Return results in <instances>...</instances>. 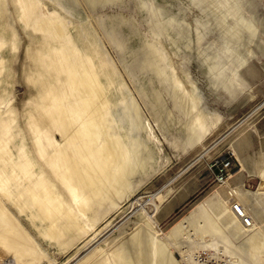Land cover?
<instances>
[{"label":"rangeland","instance_id":"1","mask_svg":"<svg viewBox=\"0 0 264 264\" xmlns=\"http://www.w3.org/2000/svg\"><path fill=\"white\" fill-rule=\"evenodd\" d=\"M82 61L130 171L123 196L88 197L55 160L67 144L44 94L83 133ZM262 186L264 0H0V264H143L142 233L149 264L160 247L175 264H194L184 250L264 264ZM229 188L255 221L239 235L218 219ZM10 218L34 249L20 258L2 239Z\"/></svg>","mask_w":264,"mask_h":264},{"label":"bare ground","instance_id":"2","mask_svg":"<svg viewBox=\"0 0 264 264\" xmlns=\"http://www.w3.org/2000/svg\"><path fill=\"white\" fill-rule=\"evenodd\" d=\"M46 24L47 23H45V25ZM56 26H58V23H57V25H55V27ZM56 29H57V27H56ZM62 29L58 28L57 31L59 30V32L63 33ZM59 34H61V33H59ZM63 34H65V33H63ZM51 35H53V34H51ZM57 36H58V34H57ZM62 52H64V51H62ZM71 62L72 61L70 60L69 63H71ZM70 67H71V70L73 69V71L75 72V73L73 72L74 74H76V72H77L76 78L78 80V81H76L74 79L75 82H77V83H75V82L74 83L78 84V85L76 87H74L75 85L72 87L79 89V91L81 92V95H79L77 97V99H79V102L81 100L83 102V104H85V106H83V108L77 107V111L75 110V112L78 115H80L79 118L81 117V119L78 118L81 122L80 125L81 126L86 125L87 131L85 129L86 133H84L85 131H83V133H81L80 130L82 128L79 129V127H76L77 122L75 121L76 123H74L73 119H72V121H69L70 115L68 116V114H67L68 111L66 112V109L62 108L64 105L61 107V106H58L59 102L56 103L57 98H58V97H56V94L52 90H49V89L46 90L44 97L46 96L45 99H46L47 104H48L47 106L50 105L51 108L53 109V111L50 112V114H49L50 110L48 109L49 110L48 111L49 116H45V118L47 119L46 120L47 124L50 126V128H53V130L59 131L58 134H60V132L61 133L63 132L62 138L65 140V142L67 144V146H65V148L63 147L61 149L55 150V152H56V156H55L56 159L55 160H57V163L59 164L61 169L64 170V172H66V174L68 175V177L66 175L67 179L71 180L70 182L73 183L74 187L78 188V191H80L81 193H85L88 197L89 196H92V197L95 196V198L98 197L99 199H102V197H104L105 195H107V197H109V195L107 194L109 189H110V192L112 194L121 195L120 191L126 186V184H127L126 183V175L129 174L130 171L128 170V167L126 168V165H127L126 163H124L123 161L120 162L119 158L117 159V156L114 153L116 150H114V149L112 150V144H113V142L115 143V138H114V141L111 142L112 141V139H110L111 135H108V133H107V130H108L107 127L109 126V124L107 126V118H105V116H104L105 113H103V111H102V109H103L102 105L104 104L103 95H102V93H103L102 87H101L100 83L96 80V77L89 71V68L87 67V65L85 64L84 61L77 62L75 64H71ZM69 69H66V70H69ZM71 80H73V79H71ZM60 87H62V86H60ZM100 98H101V101H100ZM61 104H64V103L62 102ZM43 109H45V108H43ZM68 117H69V119H68ZM60 136H61V134H60ZM100 139L101 140L103 139L105 141V143H102L103 144L102 147H100L101 145L100 146L98 145V141H101ZM78 142L80 143V146L78 145ZM83 150H84V152H83ZM98 155L99 156L101 155L102 157L101 156L100 157L103 159L98 158L99 157ZM113 167H118L119 170L116 173H114L112 171ZM262 187L264 188V186H262ZM228 195H229L230 199L232 200L231 208L224 207L218 213V219L220 220V222L226 228H229L230 230L232 229L234 232H236L237 235L241 234V230L243 228L247 231L255 228V221L251 215L250 216L252 217L251 218L252 220L250 221V226H248V225H246L244 220L240 219L239 215L237 214V212L234 209V205L241 204L236 200L237 196L244 199L245 195H243L241 193L238 194L237 190L232 189V188L228 189ZM87 196H85V198ZM121 196H123V195H121ZM154 197H156V196H153V198ZM47 198H48V196H47ZM35 201H36V199H35ZM36 205H38V204H36ZM241 205L244 207V210H245V212L243 210V213L244 214L246 213L248 215L249 213L247 212L243 203ZM41 207L42 206L40 205V208ZM221 207H222V205H221ZM0 209H1V207H0ZM48 209H49V207H48ZM1 211L3 212L4 210H0V212ZM48 216H49V214H48ZM11 218L5 222V227L7 228L5 230H7V232L6 233L3 232L4 234H3L2 239H3V242L5 241V243L7 244L6 245L7 248L10 249V248L15 246L13 248V250L16 251L15 253L17 254V257L20 258L22 255L25 256V254L27 252H31L34 249L30 245L31 241L23 233L25 238L27 237V240L25 242V240L23 238V234L21 232V228L18 225H16L12 221L13 219H11ZM5 227L3 226V229ZM258 232L259 233H254L253 238L263 237L264 233H260L261 230L259 229V227H258ZM146 239L147 238L145 237V233H142V234H139L137 237H135L134 240L131 242V245H132L131 249L133 248L134 251L136 250L134 256L137 258H140L142 260L143 264H149L148 261L146 260L147 258H149L148 254H147L149 251H148V249L146 250V248L148 246L145 247V249L144 248L141 249V245L143 243L145 244L144 241ZM263 241L264 240L260 241V243H259L261 246L262 245L264 246V243H262ZM11 244H13V246H11ZM26 244L28 245V247L24 246ZM151 244H152V242H151ZM259 244H257V245L252 244L253 248H254V249L252 247L250 248V249H253L252 253H253V251H255V249L259 248ZM141 251H142V253L140 254ZM181 254L183 255L184 261H187V263L193 262L194 264H196L198 259H199L198 256L192 257V254L189 250H186V251L184 250L181 252ZM231 256H233V255H231ZM155 257L157 259H160V261L162 262L161 264H175L174 261L171 259V257L168 256V254H166L165 252L163 253V251L161 250V247L157 253V256H155ZM151 259H152V257H151ZM217 259L224 260V261L228 262L229 264H239L238 263L239 260H234V259H232V257H230L229 255H225L224 253H223V255L217 253ZM141 260L138 259V260H135V262H141ZM154 260H155V258H154ZM180 264H181V262H180Z\"/></svg>","mask_w":264,"mask_h":264},{"label":"built area","instance_id":"3","mask_svg":"<svg viewBox=\"0 0 264 264\" xmlns=\"http://www.w3.org/2000/svg\"><path fill=\"white\" fill-rule=\"evenodd\" d=\"M225 176L222 175L221 176V181L224 180ZM234 209L237 212V214L239 215L240 219L244 220V222L246 223V225L250 226V221L252 220L251 217H247L246 214L243 213V206L241 204H236L234 205ZM223 255V253H218ZM213 258V259H211ZM239 264H243L241 261H238ZM196 264H229L228 262L224 261V260H219L217 259V253H212V255L206 257V258H202V256L199 257L198 261Z\"/></svg>","mask_w":264,"mask_h":264},{"label":"crops","instance_id":"4","mask_svg":"<svg viewBox=\"0 0 264 264\" xmlns=\"http://www.w3.org/2000/svg\"><path fill=\"white\" fill-rule=\"evenodd\" d=\"M231 208V207H230ZM245 230V229H244Z\"/></svg>","mask_w":264,"mask_h":264}]
</instances>
